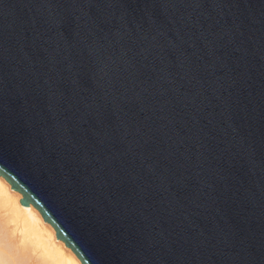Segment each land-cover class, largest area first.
<instances>
[{
	"label": "water",
	"instance_id": "water-1",
	"mask_svg": "<svg viewBox=\"0 0 264 264\" xmlns=\"http://www.w3.org/2000/svg\"><path fill=\"white\" fill-rule=\"evenodd\" d=\"M0 178L81 264H264V0H0Z\"/></svg>",
	"mask_w": 264,
	"mask_h": 264
},
{
	"label": "bare ground",
	"instance_id": "bare-ground-1",
	"mask_svg": "<svg viewBox=\"0 0 264 264\" xmlns=\"http://www.w3.org/2000/svg\"><path fill=\"white\" fill-rule=\"evenodd\" d=\"M81 264L53 227L0 178V264Z\"/></svg>",
	"mask_w": 264,
	"mask_h": 264
},
{
	"label": "rangeland",
	"instance_id": "rangeland-1",
	"mask_svg": "<svg viewBox=\"0 0 264 264\" xmlns=\"http://www.w3.org/2000/svg\"><path fill=\"white\" fill-rule=\"evenodd\" d=\"M18 264H28L27 262L18 261Z\"/></svg>",
	"mask_w": 264,
	"mask_h": 264
}]
</instances>
